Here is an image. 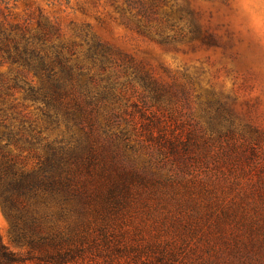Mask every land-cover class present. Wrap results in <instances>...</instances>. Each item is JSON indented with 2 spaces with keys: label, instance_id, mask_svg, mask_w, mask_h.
<instances>
[{
  "label": "rangeland",
  "instance_id": "374dc122",
  "mask_svg": "<svg viewBox=\"0 0 264 264\" xmlns=\"http://www.w3.org/2000/svg\"><path fill=\"white\" fill-rule=\"evenodd\" d=\"M98 43L104 63L91 58ZM28 44L63 45L108 96L99 116L114 109L132 146L173 155L108 201L99 168L77 171L83 196L32 206L44 217L27 234L34 250L13 242L0 202L7 250L26 264H264V42L234 0H0V123L17 126L20 114L43 138L69 140L26 96L39 84ZM58 255L65 261L36 259Z\"/></svg>",
  "mask_w": 264,
  "mask_h": 264
},
{
  "label": "trees",
  "instance_id": "16d2710c",
  "mask_svg": "<svg viewBox=\"0 0 264 264\" xmlns=\"http://www.w3.org/2000/svg\"><path fill=\"white\" fill-rule=\"evenodd\" d=\"M58 31L55 29V34ZM51 37V30L46 28L43 41ZM93 48L91 58L99 57L102 63L108 60V51L101 44ZM24 54V63L39 79V84L33 80L27 84L26 96L42 103L40 111L50 125L63 123L70 135L69 140L49 141L42 137V130L33 128V124L26 121L27 117L20 114L13 118L17 126L0 123L8 131L0 135V141H4L0 144V202L12 221L13 242L25 241L34 250L38 241L28 239L27 234L34 235L40 218L44 217L33 216L32 206L49 201L66 204L83 196L74 188L77 171L99 168L108 186L105 197L108 201L122 186L144 180L154 171L163 173L173 154L156 158L151 151L132 146L131 138L116 130L120 126V115L114 109L99 116L108 96L100 91L95 76L66 56L63 45L37 48L28 44ZM143 85L146 89L151 86L145 80ZM37 146L43 149L44 155L36 152ZM13 147L16 153L9 150ZM42 241L46 239L41 238ZM36 259L47 263L65 261L61 255ZM28 261L32 258L10 252L0 239V264Z\"/></svg>",
  "mask_w": 264,
  "mask_h": 264
},
{
  "label": "clouds",
  "instance_id": "9594fccd",
  "mask_svg": "<svg viewBox=\"0 0 264 264\" xmlns=\"http://www.w3.org/2000/svg\"><path fill=\"white\" fill-rule=\"evenodd\" d=\"M234 4L253 37L264 42V0H234Z\"/></svg>",
  "mask_w": 264,
  "mask_h": 264
}]
</instances>
